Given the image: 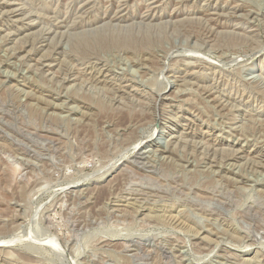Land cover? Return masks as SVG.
<instances>
[{"label": "rangeland", "instance_id": "1", "mask_svg": "<svg viewBox=\"0 0 264 264\" xmlns=\"http://www.w3.org/2000/svg\"><path fill=\"white\" fill-rule=\"evenodd\" d=\"M0 264H264V0H0Z\"/></svg>", "mask_w": 264, "mask_h": 264}, {"label": "bare ground", "instance_id": "2", "mask_svg": "<svg viewBox=\"0 0 264 264\" xmlns=\"http://www.w3.org/2000/svg\"><path fill=\"white\" fill-rule=\"evenodd\" d=\"M137 145V144H136ZM138 146V145H137ZM135 148V147H134Z\"/></svg>", "mask_w": 264, "mask_h": 264}]
</instances>
